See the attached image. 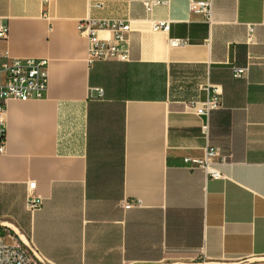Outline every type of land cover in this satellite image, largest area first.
<instances>
[{
	"label": "crops",
	"instance_id": "0c3cea01",
	"mask_svg": "<svg viewBox=\"0 0 264 264\" xmlns=\"http://www.w3.org/2000/svg\"><path fill=\"white\" fill-rule=\"evenodd\" d=\"M189 3L0 0V51L49 63L46 98L7 105L0 220L50 263L264 264V0H212L210 24ZM86 18L129 21L130 61L90 64ZM207 84L223 95L208 140L191 109ZM208 147L221 179L184 163Z\"/></svg>",
	"mask_w": 264,
	"mask_h": 264
},
{
	"label": "built area",
	"instance_id": "2783aa9c",
	"mask_svg": "<svg viewBox=\"0 0 264 264\" xmlns=\"http://www.w3.org/2000/svg\"><path fill=\"white\" fill-rule=\"evenodd\" d=\"M45 4L49 0H40ZM165 4L161 1L145 2L146 11L151 14L154 8ZM190 10L200 14L206 22L211 23L212 0H190ZM154 32H168L170 23L167 21H154ZM81 36L89 42V63L95 62H129L130 61V35L132 27L129 21L111 19L82 20L78 26ZM249 31L253 29L250 27ZM101 33H109V39H101ZM9 37V27L6 18L0 16V42ZM170 44L174 47L188 45V40L172 39ZM49 63L46 59L36 58H12L0 51V155L6 152L7 137V105L10 101L30 102L40 101L46 98L49 84ZM249 69L234 68V77L244 78ZM206 94L204 100L194 103L191 109L202 118V134L208 140L210 136V120L214 112L222 108V89L218 86L207 84L202 87ZM97 94L103 96V90L97 89ZM220 155L219 149L208 147L204 158L184 159L189 170L202 169L207 178L221 179L222 175L214 167L211 158ZM221 156V155H220ZM226 160V157H222ZM36 184H28L26 194V211L34 215L42 207L43 201L33 193ZM137 205L134 201L123 204L124 209H130ZM0 227L9 231L10 243H6L5 235L0 233V264H52L41 256L31 240L22 235L11 224L0 223ZM12 234H11V233Z\"/></svg>",
	"mask_w": 264,
	"mask_h": 264
},
{
	"label": "rangeland",
	"instance_id": "374dc122",
	"mask_svg": "<svg viewBox=\"0 0 264 264\" xmlns=\"http://www.w3.org/2000/svg\"><path fill=\"white\" fill-rule=\"evenodd\" d=\"M26 209V208H25ZM30 214V213H29ZM31 216H32V214H30ZM1 221H2V223H8V224H11V225H14L15 226V224L13 223V222H6V221H3V220H0V223H1ZM16 227V226H15ZM20 231V230H19ZM0 233H2V234H4L5 235V241H6V243H10L11 241L9 240V238H8V236H9V231H7V230H4L3 231V228L2 227H0ZM11 233V232H10ZM20 233L22 234V235H25L22 231H20ZM12 234V233H11ZM26 236V235H25ZM27 238V237H26ZM37 251L39 252V250H38V248H37ZM40 253V252H39ZM170 264L172 263V262H169ZM168 263V264H169ZM177 263V262H176ZM165 264V263H164Z\"/></svg>",
	"mask_w": 264,
	"mask_h": 264
},
{
	"label": "trees",
	"instance_id": "16d2710c",
	"mask_svg": "<svg viewBox=\"0 0 264 264\" xmlns=\"http://www.w3.org/2000/svg\"><path fill=\"white\" fill-rule=\"evenodd\" d=\"M25 212H26V213H25L26 216H28V217L31 216V215L29 214V212L26 211V209H25Z\"/></svg>",
	"mask_w": 264,
	"mask_h": 264
}]
</instances>
